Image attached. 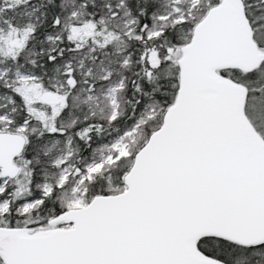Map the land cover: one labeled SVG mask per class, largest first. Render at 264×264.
<instances>
[{
  "label": "snow or ice",
  "instance_id": "snow-or-ice-1",
  "mask_svg": "<svg viewBox=\"0 0 264 264\" xmlns=\"http://www.w3.org/2000/svg\"><path fill=\"white\" fill-rule=\"evenodd\" d=\"M0 264H264V0H0Z\"/></svg>",
  "mask_w": 264,
  "mask_h": 264
}]
</instances>
